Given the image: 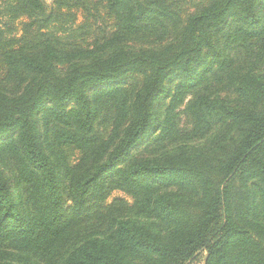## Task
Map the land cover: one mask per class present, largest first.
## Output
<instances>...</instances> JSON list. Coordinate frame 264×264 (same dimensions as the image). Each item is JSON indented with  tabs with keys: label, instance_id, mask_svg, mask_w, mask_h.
Returning a JSON list of instances; mask_svg holds the SVG:
<instances>
[{
	"label": "trees",
	"instance_id": "1",
	"mask_svg": "<svg viewBox=\"0 0 264 264\" xmlns=\"http://www.w3.org/2000/svg\"><path fill=\"white\" fill-rule=\"evenodd\" d=\"M174 1L0 0V264H264V0Z\"/></svg>",
	"mask_w": 264,
	"mask_h": 264
},
{
	"label": "rangeland",
	"instance_id": "2",
	"mask_svg": "<svg viewBox=\"0 0 264 264\" xmlns=\"http://www.w3.org/2000/svg\"><path fill=\"white\" fill-rule=\"evenodd\" d=\"M174 2L179 13L181 15H185L186 13H190L201 7L204 0H175ZM45 3L48 9L57 8L55 0H45ZM61 12H66V14L69 15V18L57 17L61 14ZM104 14V8L101 0H80L79 4H72L69 7H63L56 15L57 18L49 23L50 27L48 24L47 26L42 27L41 31L47 32L44 36L53 39L56 38L57 40L63 42H76L85 45L93 41L95 37L101 36V33L111 27L112 20L108 19V17ZM65 21H68L66 24L67 28L63 30L60 28V23ZM19 27L15 26L14 30L10 32V35L17 34L19 36L20 29H22V27ZM241 52L242 51L240 49H236V53L238 55H240ZM2 68L3 67L0 64V72H2ZM187 124L188 118L184 114H181L179 116L180 127H185ZM65 149L72 162L79 159V149L71 145L66 146ZM142 149L143 145L137 146L134 153L137 154ZM114 198H123L129 204L133 202L132 196L122 190H113L106 199V202H111ZM191 264H203V257H198V259L193 261Z\"/></svg>",
	"mask_w": 264,
	"mask_h": 264
}]
</instances>
